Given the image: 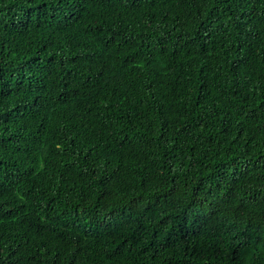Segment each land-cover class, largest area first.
I'll return each instance as SVG.
<instances>
[{
  "label": "trees",
  "instance_id": "obj_1",
  "mask_svg": "<svg viewBox=\"0 0 264 264\" xmlns=\"http://www.w3.org/2000/svg\"><path fill=\"white\" fill-rule=\"evenodd\" d=\"M0 264H264V0H0Z\"/></svg>",
  "mask_w": 264,
  "mask_h": 264
}]
</instances>
